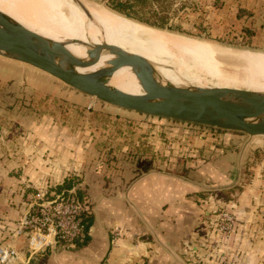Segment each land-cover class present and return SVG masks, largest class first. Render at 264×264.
Instances as JSON below:
<instances>
[{
    "label": "crops",
    "instance_id": "0c3cea01",
    "mask_svg": "<svg viewBox=\"0 0 264 264\" xmlns=\"http://www.w3.org/2000/svg\"><path fill=\"white\" fill-rule=\"evenodd\" d=\"M223 1L218 15L214 13L217 19H224L226 13L232 11L236 24L255 31L253 42L264 43V0ZM112 120L104 122L106 130L96 133L80 131L79 127L71 132L67 125H62L63 120L40 119L35 135L54 155L48 158L50 162H46L49 164L46 167L44 149L24 160L27 166L24 165L23 170L18 168L34 190L59 185L67 170L81 169L82 178L76 186L89 202L91 224L85 244L73 248L49 247L29 258L26 236L15 230L33 193L23 187L21 180L8 179L0 185V245L10 242L18 251L17 257L8 264H35L36 261L42 264H210L211 255L220 244L217 237L212 238L215 234L203 235L206 212L194 194L198 186L168 173L190 177L195 174L199 180L210 177L214 182H226L232 162L214 160L210 163L205 158L210 154L225 157L223 148L227 150L231 144L239 146L240 136L205 127L182 128L180 136L183 140L187 138L190 145L184 149H190L194 156L184 158L186 153L177 149L161 153L160 140L152 134L153 129L126 137L111 131L108 125ZM219 143L222 154L215 145ZM105 151L118 158H125L129 152L136 153L137 164L142 163L140 167L136 165V170L141 168V172H134L127 161L114 166L102 163L97 168L98 157ZM185 172L187 174H182ZM246 205L247 201L241 200L237 213L245 210ZM246 218L249 215H245ZM200 244L205 247L199 248ZM243 246L245 253L248 249L257 257L254 264H264L256 254L264 248V240L257 246L248 239ZM190 247L202 250L208 262L205 259L189 261L185 252ZM238 264H249V258H242Z\"/></svg>",
    "mask_w": 264,
    "mask_h": 264
},
{
    "label": "rangeland",
    "instance_id": "374dc122",
    "mask_svg": "<svg viewBox=\"0 0 264 264\" xmlns=\"http://www.w3.org/2000/svg\"><path fill=\"white\" fill-rule=\"evenodd\" d=\"M87 1L123 24L128 23L151 32L172 35L200 45L232 52L264 55V43L253 42L252 34L255 31L248 26L236 24V20L232 17L234 15L232 11L226 13L224 19H217L214 13L217 12L218 15V11L224 3L223 0H175L172 23L178 26L180 31L149 26L128 17L126 19L123 17L124 15L121 16L110 9L106 0ZM69 4L71 12L79 18L75 5ZM232 20H234L233 23ZM63 22L58 17L53 19L52 24ZM235 25L237 26L235 27ZM122 29L128 31L126 28L122 27ZM144 39L138 37V40L142 41L139 43H146L145 45H135L144 58L148 57L147 60L154 63L152 55L156 54L166 61L171 63L173 61L177 66L172 70L183 77L200 80L199 74L205 75L203 72H197L196 68L180 58L182 56L193 59L191 54L179 52L180 55L173 56L176 52L171 50L169 44L162 46L155 36H145ZM155 47L159 48V51ZM202 59L205 61L204 58ZM196 63L199 66L202 62L196 61ZM220 66H222V70L230 68L225 64ZM224 66L225 68H223ZM206 68H209L206 69L207 72L218 73L221 71V69L211 70L213 67L208 64H206ZM181 69H184L186 73H183ZM213 79L233 88L264 89V82L250 79L243 80V82L238 79V82H242L239 84L232 83L226 77ZM40 119L63 120L62 125H67V129L71 132L76 131L79 127L80 131H96V133L100 130H106V123L104 122L113 119L108 127L114 133L126 137L127 135L131 136V133L134 132L135 135L136 133L145 134L146 130L151 131L153 129L152 134H155L160 140L161 153L173 152V149H177V152L184 151L186 153L184 158H194V156L190 154V149H184L190 145L187 144V138L183 140L180 136L181 129L189 126L199 127V129L204 127L111 105L67 85L37 67L0 55V185L8 179H19L23 187L28 188L27 190L31 191V194L35 191L33 188L31 189L32 186L28 185L30 183L24 177L22 170L24 165L27 166L24 160H29V156L39 154L45 149L42 140L35 135L37 134L36 129L40 125ZM210 129L216 130L218 133L227 132L240 136L239 146L234 147V144H231V148L229 146L227 150L223 148L222 152H224L225 157L210 154L208 158H205V161L210 160V163L214 160H217L218 163L222 161L232 162L233 165L226 182H214L210 177L199 180L196 179L198 175L195 174H192V177H190L191 175L172 172L168 174L184 178L198 186L194 194H196L198 204L205 206L204 211L206 212L203 235L215 234L212 235V238L217 237L220 244V248L218 247L216 252L211 255L210 264H238L244 257L249 258V264H254L257 257L252 256L254 253L248 249L245 253L243 244L245 240L251 239L254 245L261 246V241L264 240V136H249L238 131ZM215 145L219 148V154H222L220 150L222 144ZM53 155V153H49V149H45L43 165L47 167L49 164L46 162ZM124 161L133 166L134 172L140 171L141 168L137 170L136 168L137 166L140 167L142 163L137 164V154L132 152H129L125 158L124 156L118 158L115 154L112 155L111 152L105 151L99 155L95 166L99 168L102 163L112 166L121 165ZM18 167L22 170H19ZM82 174L81 169L78 171L69 169L64 173L63 182L59 185H52V187L57 189L66 180L75 184L77 190L76 185L81 181ZM182 174H187V172ZM241 200L247 201V205L246 209H241L243 211L240 210L239 214L237 213V205L239 206ZM224 213L232 217L229 231L221 228L222 223L226 222ZM245 215H249V218L244 219ZM202 247L205 246L200 244L199 248ZM261 248L262 250L257 251L256 254L259 256V261H264V248ZM193 249L197 248L190 247L185 252L189 261L194 259L203 261L205 259L208 262L202 250ZM252 259L254 261L250 263Z\"/></svg>",
    "mask_w": 264,
    "mask_h": 264
},
{
    "label": "water",
    "instance_id": "95a60500",
    "mask_svg": "<svg viewBox=\"0 0 264 264\" xmlns=\"http://www.w3.org/2000/svg\"><path fill=\"white\" fill-rule=\"evenodd\" d=\"M71 1L94 22L82 0ZM67 42L31 30L0 10L3 57L37 67L75 89L124 109L264 136V89L233 88L203 74H199L200 83L174 84L152 61L121 46L102 40L99 43L72 40L85 47L84 55H79L66 47ZM102 56L107 57L100 66L88 69ZM175 66L172 61L167 67L175 69ZM122 67L130 69L138 92H127L110 83L114 72Z\"/></svg>",
    "mask_w": 264,
    "mask_h": 264
},
{
    "label": "bare ground",
    "instance_id": "6f19581e",
    "mask_svg": "<svg viewBox=\"0 0 264 264\" xmlns=\"http://www.w3.org/2000/svg\"><path fill=\"white\" fill-rule=\"evenodd\" d=\"M82 1L94 22L89 21L81 9L71 0H0V10L31 30H35L56 41H69L66 43V47L79 55H84L85 47L71 42L72 40H83L91 43H99L102 40L143 56L135 44L145 45L146 43H139L142 41H139L138 37L144 39L145 36H155L162 46L169 44L171 50L176 52L173 56H176L179 52L191 54L193 59L182 56L180 58L186 60L193 68H196L197 72H203L206 76L211 78L222 77L223 79L226 77L234 84L242 83L243 80L246 81L247 79L264 82V55L262 54L232 52L196 44L172 35L151 32L128 23L123 24L117 22L111 15L93 3L87 0ZM69 3L75 5L79 18L71 12L72 10L68 6ZM58 17L64 22L52 24L53 19ZM123 17L128 19L126 16ZM122 27L128 29V31H124ZM155 48L159 51V48ZM152 56L157 69L172 83H200L198 79L183 77L167 67L170 61H166L156 54ZM106 57L102 56L96 64L88 69L100 66ZM196 61L202 63L197 66L198 63ZM206 64L213 67L211 70L221 69V64H225L230 68L221 69L218 73H212L207 72L206 69L209 68H206ZM80 70L84 71L85 69ZM238 79L242 80V82H238ZM110 83L127 92L139 91L136 80L128 67L116 70Z\"/></svg>",
    "mask_w": 264,
    "mask_h": 264
},
{
    "label": "built area",
    "instance_id": "2783aa9c",
    "mask_svg": "<svg viewBox=\"0 0 264 264\" xmlns=\"http://www.w3.org/2000/svg\"><path fill=\"white\" fill-rule=\"evenodd\" d=\"M89 212V202L77 194L75 184L60 191L47 186L33 192L15 232L26 236L29 258L49 247L73 248L87 234L83 221ZM223 216L226 222L221 228L229 231L232 217L227 213ZM17 255L10 242L0 245V264H8Z\"/></svg>",
    "mask_w": 264,
    "mask_h": 264
},
{
    "label": "trees",
    "instance_id": "16d2710c",
    "mask_svg": "<svg viewBox=\"0 0 264 264\" xmlns=\"http://www.w3.org/2000/svg\"><path fill=\"white\" fill-rule=\"evenodd\" d=\"M107 5L113 11L124 15L128 18L138 22L154 26L158 28H166L168 30L180 31L179 27L172 23V13L174 11L175 0H106ZM71 187L70 181H64L63 185L55 188L60 191L62 188ZM77 194L81 197L82 194L77 189ZM90 215L84 217L85 232L88 233L90 222ZM87 234L83 239L77 240V245L85 244L87 242ZM42 261H36L35 264H42ZM33 264V263H32Z\"/></svg>",
    "mask_w": 264,
    "mask_h": 264
}]
</instances>
